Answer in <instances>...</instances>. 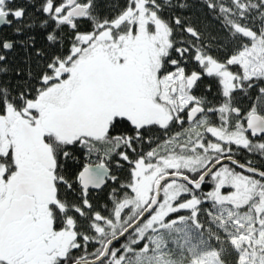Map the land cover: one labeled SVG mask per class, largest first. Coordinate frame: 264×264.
Listing matches in <instances>:
<instances>
[{
    "label": "snow or ice",
    "instance_id": "obj_1",
    "mask_svg": "<svg viewBox=\"0 0 264 264\" xmlns=\"http://www.w3.org/2000/svg\"><path fill=\"white\" fill-rule=\"evenodd\" d=\"M198 3L223 35L190 0H0V264H264V0Z\"/></svg>",
    "mask_w": 264,
    "mask_h": 264
},
{
    "label": "trees",
    "instance_id": "obj_2",
    "mask_svg": "<svg viewBox=\"0 0 264 264\" xmlns=\"http://www.w3.org/2000/svg\"><path fill=\"white\" fill-rule=\"evenodd\" d=\"M190 3H192L193 7L190 10H188L190 12L188 15H195V16L199 17L204 23H206L210 26V30L213 32L214 35H223L222 31L220 30V25L216 21L212 20L210 17L206 18L205 13H204V11H202L200 9V6L195 5L192 1H190ZM11 34H12L11 29L3 28L2 30H0V37L7 38V37H10ZM39 39L40 38L38 37V40ZM13 55L17 61H20L23 57V53L19 50L16 53H14ZM208 84H212L213 94H215V92H216L215 82L212 80H209L207 78L204 80L203 84L201 85L200 92L204 93L205 88ZM262 86H264V85H262ZM241 102L244 106H247L250 103L249 99H247V98L242 99ZM184 127H187V125H185ZM174 130L178 131L179 129L177 128ZM150 135H152L155 138V137H159L161 135V133L158 129L154 128L151 131ZM238 158L242 162H244L245 160H251L253 162V164L256 165L257 167H264V159H262L258 155H250L246 152H242V153L238 154ZM114 174H116L120 178L121 182H125L128 178L127 166H125V168L121 169V170H115L114 169ZM112 187H115V185H113L111 182H109L108 186L105 187L102 191L93 192L92 195L97 200L98 203L103 204L107 201V193L109 192V190ZM204 189H205V191L209 190L208 187H205ZM181 214H187V213L182 212Z\"/></svg>",
    "mask_w": 264,
    "mask_h": 264
},
{
    "label": "flooded vegetation",
    "instance_id": "obj_3",
    "mask_svg": "<svg viewBox=\"0 0 264 264\" xmlns=\"http://www.w3.org/2000/svg\"><path fill=\"white\" fill-rule=\"evenodd\" d=\"M190 1H192L197 6H200L199 3H198V0H190ZM189 13H190L189 11H186L184 14H187L188 15ZM204 191H205V189H204Z\"/></svg>",
    "mask_w": 264,
    "mask_h": 264
},
{
    "label": "rangeland",
    "instance_id": "obj_4",
    "mask_svg": "<svg viewBox=\"0 0 264 264\" xmlns=\"http://www.w3.org/2000/svg\"><path fill=\"white\" fill-rule=\"evenodd\" d=\"M204 207H205V208L209 207V204L206 203V204L204 205ZM203 218H204V217H202V219H203Z\"/></svg>",
    "mask_w": 264,
    "mask_h": 264
}]
</instances>
